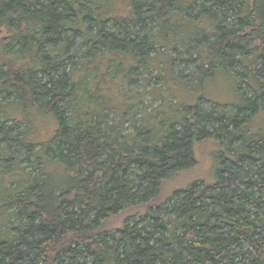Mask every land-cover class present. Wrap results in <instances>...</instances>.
<instances>
[{"label":"trees","instance_id":"1","mask_svg":"<svg viewBox=\"0 0 264 264\" xmlns=\"http://www.w3.org/2000/svg\"><path fill=\"white\" fill-rule=\"evenodd\" d=\"M119 2L0 0V264H264V0ZM242 64L256 87L230 112L172 94ZM154 67L174 98L136 122ZM209 138L214 182L165 195Z\"/></svg>","mask_w":264,"mask_h":264},{"label":"rangeland","instance_id":"2","mask_svg":"<svg viewBox=\"0 0 264 264\" xmlns=\"http://www.w3.org/2000/svg\"><path fill=\"white\" fill-rule=\"evenodd\" d=\"M119 1V4L116 5V9L119 10L118 13L126 16V5L129 4L130 0ZM162 53H164L162 49H157L156 52L148 53L147 55L153 57L152 59H155L158 56L157 54ZM165 61L168 62V65L171 67L172 74L174 76L177 75L178 72L183 71L184 65L186 64L180 60V57H177L174 53L168 52L164 55V57L161 58L159 62ZM159 67L164 68V64L161 63ZM156 70L157 69H155V67L153 69L147 68L145 70H142V77L148 78L150 85L146 86L143 79H141L139 86L136 87V90H134V92L137 91V93H131L133 94V96L136 95L137 99H142L143 102V106H140V109L135 114L134 121L136 122H141V120L143 121L144 119L147 120L149 118V114H154V111L156 110V108H158L160 103L159 98H174L170 95L162 96L163 92L159 90V80L156 76ZM187 72L188 70L184 71L185 74ZM248 75V70L245 68V65L242 64L234 68L230 72V75L219 72L213 79H211V81H204L202 85L197 84L193 87L192 90L179 87L178 89L174 88L176 86L175 83L173 85L169 83V86H173L171 87V89H173L172 94L178 100H180V103L183 102L188 105H197L199 103L201 113L211 112L212 107L219 108L220 112H230L232 108L234 109V107H237L241 104V93L246 98H251L253 96L251 94L250 87L255 88L256 85L251 80L246 79ZM239 90L241 91V93ZM119 100L120 101H117V105L120 108L126 100L125 98L123 99L124 101L121 99ZM116 111L118 113L122 112V110ZM262 115L264 114L258 115L252 119V121L248 125V130L253 133L264 135V119ZM38 129V131H40L38 133L39 139H43L44 137H46L48 135V132L50 131L49 125L45 122L39 124ZM192 150L193 157L196 162L195 165L190 170L182 172L179 175L171 178L164 185L163 192L165 195L169 194V192L174 189H184L195 180L204 181L208 184H212L214 182L215 173L217 171L216 157L219 153V149L216 146L215 141H213V139L211 138L196 141L193 145ZM112 224H115L116 226L120 225L121 218H115Z\"/></svg>","mask_w":264,"mask_h":264}]
</instances>
